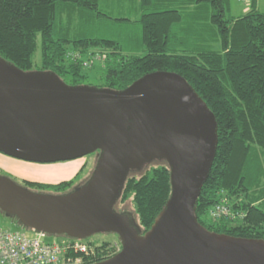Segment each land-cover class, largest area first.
I'll use <instances>...</instances> for the list:
<instances>
[{"label": "water", "instance_id": "95a60500", "mask_svg": "<svg viewBox=\"0 0 264 264\" xmlns=\"http://www.w3.org/2000/svg\"><path fill=\"white\" fill-rule=\"evenodd\" d=\"M217 121L177 72L145 74L123 90L69 85L0 55V152L51 163L99 153L89 180L65 194L31 190L0 174V211L27 229L88 239L114 233L122 250L90 264H264V239L218 233L198 221L197 200L218 145ZM171 167V195L141 233L113 205L132 170Z\"/></svg>", "mask_w": 264, "mask_h": 264}, {"label": "trees", "instance_id": "16d2710c", "mask_svg": "<svg viewBox=\"0 0 264 264\" xmlns=\"http://www.w3.org/2000/svg\"><path fill=\"white\" fill-rule=\"evenodd\" d=\"M101 1L0 0V55L24 71L55 72L69 85L85 84L90 76L83 60L92 58L103 63L96 86L113 90L154 71L183 76L214 113L218 127L216 156L196 204L198 221L218 233L264 239V11L257 0L237 17L227 13L231 0H136L138 18H115L119 26L125 25L119 34L85 36L79 18L111 17ZM136 23L141 25L140 37L132 31ZM39 47L41 65L35 68ZM69 51L80 59L68 58ZM84 168L55 183L14 179L31 190L60 195L89 180L94 169L77 183ZM170 195V164L154 159L130 171L113 209L132 213L144 233ZM222 200L245 217L214 220L209 212ZM11 219L20 230H28ZM86 240L92 245L109 242ZM97 251L83 263L104 255Z\"/></svg>", "mask_w": 264, "mask_h": 264}, {"label": "rangeland", "instance_id": "374dc122", "mask_svg": "<svg viewBox=\"0 0 264 264\" xmlns=\"http://www.w3.org/2000/svg\"><path fill=\"white\" fill-rule=\"evenodd\" d=\"M257 7L259 10L264 11V0H257ZM251 0H231L229 9L227 10L228 15L234 17L244 14L250 9ZM101 8L109 16V19L94 17L92 19H80L77 23H80V26L83 27L82 33L85 36L90 37H106L108 35L119 34L121 28H125V25L119 26L117 23L116 17H127L132 20L138 18L139 10L136 0H102ZM132 28L135 33L138 31V36L140 37L141 25L136 23L132 25ZM131 31V30H129ZM128 32V31H127ZM98 51V49L94 50ZM41 48H38V51L35 55V68H39L41 63ZM91 67L86 69L90 78L83 83L89 85H99L101 84L100 77L103 74V63L101 60L97 59L93 61ZM97 161V154H89L82 158L68 161H59L51 163H40L26 161L18 158H14L8 155H5L0 152V168L2 171L11 174L16 180L29 179L32 181H39L45 183H55L67 179L68 177L73 178L80 169L85 166L84 170L77 178V183L84 181L87 177L90 176L92 170ZM130 207V205H129ZM131 209V207H130ZM117 212H122L120 209L116 210ZM0 225L6 230H16L20 226L13 222V220L3 214L0 211ZM20 230V229H19ZM27 234L31 235L32 230H25ZM99 236L96 239L108 238L109 240H116L117 237L114 233H103L96 234L92 236L93 238ZM58 238L59 240H64L66 236H51L49 240H54ZM66 240V239H65Z\"/></svg>", "mask_w": 264, "mask_h": 264}, {"label": "built area", "instance_id": "2783aa9c", "mask_svg": "<svg viewBox=\"0 0 264 264\" xmlns=\"http://www.w3.org/2000/svg\"><path fill=\"white\" fill-rule=\"evenodd\" d=\"M67 55L72 60L80 59L75 51H69ZM95 60H83V66L91 67ZM245 215L243 211H235L228 200L214 205L209 212L214 220L236 221ZM49 237L43 232L32 230L29 235L26 231L6 230L0 225V264H83L85 257L92 258L97 254V249L106 256H114L122 250L117 239L109 240L105 245L100 242L92 245L86 239L66 237L63 241L58 238L50 241ZM69 253L75 256H69Z\"/></svg>", "mask_w": 264, "mask_h": 264}, {"label": "flooded vegetation", "instance_id": "af4514ba", "mask_svg": "<svg viewBox=\"0 0 264 264\" xmlns=\"http://www.w3.org/2000/svg\"><path fill=\"white\" fill-rule=\"evenodd\" d=\"M98 152H96L97 154ZM1 173H3V175H6V176H9V177H13L11 174H8L7 172L5 171H2ZM14 179V177L12 178ZM15 180V179H14ZM100 234H103V233H100ZM106 234V233H105ZM96 235V234H95ZM116 235V234H115ZM94 236V235H93ZM118 237V235H116ZM99 236L95 237V238H98ZM117 237H114L117 239ZM90 238H93V237H90ZM119 238V237H118ZM111 256H106L105 254L104 255H100V256H96L94 259H90V260H85L84 261V264H88V263H95V262H99V261H102V260H105L107 258H109Z\"/></svg>", "mask_w": 264, "mask_h": 264}, {"label": "crops", "instance_id": "0c3cea01", "mask_svg": "<svg viewBox=\"0 0 264 264\" xmlns=\"http://www.w3.org/2000/svg\"><path fill=\"white\" fill-rule=\"evenodd\" d=\"M247 12V11H246ZM82 158V157H81ZM67 179H70L69 177L67 178ZM64 180H66V179H64ZM58 182V181H57Z\"/></svg>", "mask_w": 264, "mask_h": 264}]
</instances>
